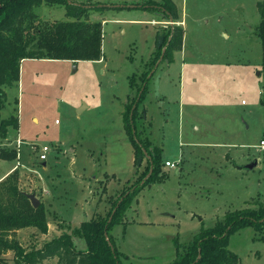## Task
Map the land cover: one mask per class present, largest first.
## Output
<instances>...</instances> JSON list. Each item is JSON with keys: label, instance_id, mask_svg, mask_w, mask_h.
<instances>
[{"label": "rangeland", "instance_id": "374dc122", "mask_svg": "<svg viewBox=\"0 0 264 264\" xmlns=\"http://www.w3.org/2000/svg\"><path fill=\"white\" fill-rule=\"evenodd\" d=\"M69 1L104 6L89 16L103 23V64L25 61L0 109L6 128L0 130V155L15 152L13 159L0 157V177L15 176L20 192L35 195L48 226L46 233L31 227L11 232L22 256L104 216L127 181H135L136 170H144L145 158L138 169L132 166L121 114L136 91L131 78L136 83L151 68L150 91L138 113L147 112L146 133L162 148V165L125 212V224L112 227L125 264H169L176 237L189 243L227 212L264 204V150L258 147L264 140V68L256 35L263 0H171L184 37L181 49L167 55L169 21L135 6L148 0ZM33 10L42 22L70 18L62 5L42 2ZM14 118L17 129L9 124ZM43 146L49 148L45 162L38 159ZM166 161L180 163L169 168ZM74 242L85 250L83 240ZM228 246L238 264H264V230L230 234ZM16 262L12 251L0 255V264ZM41 264H57V258Z\"/></svg>", "mask_w": 264, "mask_h": 264}, {"label": "trees", "instance_id": "16d2710c", "mask_svg": "<svg viewBox=\"0 0 264 264\" xmlns=\"http://www.w3.org/2000/svg\"><path fill=\"white\" fill-rule=\"evenodd\" d=\"M42 2L64 6L70 13L69 20L42 22L33 10ZM135 6L161 15L168 21L178 20L177 7L171 0H148ZM99 7L104 9V6ZM99 7L69 0H0V109L6 102L5 88L20 80V65L24 60L68 61L77 64L102 59L103 23L89 19L90 10ZM257 11L260 22L256 35L263 52L264 68V0L257 4ZM169 28L165 36L168 44L166 55L173 47L180 50L184 37L181 27L169 25ZM151 71L152 68L142 74L136 83L135 78H131L130 89L136 91L134 94L129 93L122 103L123 129L134 149L135 166L138 156L142 155L146 159L143 150L149 157L144 170L141 173L136 170L134 173L135 181H127L130 185L111 203L104 216L98 215L82 222L72 233H63L41 249L24 256L17 241L10 238L11 232L31 227L46 233V214L41 206L34 209L25 194L18 190L15 176L0 182V255L14 252L16 264H41L54 258H57V264H125L124 261H128L127 255L115 246L112 227L125 224V212L139 192L160 173L162 165L163 150L149 140L150 132L146 133V126L150 129L151 123H144L145 109L138 113L149 92L148 85L153 74L150 79L148 76ZM134 105L136 107L132 112ZM9 124L17 129L18 119L14 118ZM3 126L4 122L0 124V130L5 134L6 128ZM0 157L13 159L15 152L9 155L1 153ZM246 228L259 233L264 230V204L254 210L227 212L212 227L202 226L189 243L181 244L176 237L175 259L169 264H238L237 255L229 250L228 238L230 234ZM75 238L85 242V250L76 248Z\"/></svg>", "mask_w": 264, "mask_h": 264}, {"label": "water", "instance_id": "95a60500", "mask_svg": "<svg viewBox=\"0 0 264 264\" xmlns=\"http://www.w3.org/2000/svg\"><path fill=\"white\" fill-rule=\"evenodd\" d=\"M169 24L174 25L173 21H169ZM163 38H164L163 35H161L160 37H158V45H157V49H159V47H160V45H161V43H162ZM164 53H165V48H162V53H161V56H160V59H159V64H160V62H161L162 59H163ZM159 64H157V65H159ZM157 65H156V66H157ZM74 66L76 67V65H74ZM156 66H154L153 69H155ZM152 74H153V73H152ZM152 74H151V75H152ZM151 75L148 76V79H150ZM141 92H142V90H141ZM141 92H140V93H141ZM140 93H139V94H140ZM135 107H136V105L133 106L132 112H133V110L135 109ZM132 112H131V115H132ZM143 152H144V155H145L146 159H149V157L147 156V153H146L144 150H143ZM142 161H143V157H142V155L138 156V159H137V162H136V166H137V167H140V166L142 165ZM256 164H257V162L254 161L252 164L248 165L247 168L252 169V168H254V167L256 166ZM150 172H151V171H150ZM25 196L28 198V200L30 201V203H31V205H32V207H33L34 209L38 208L40 202L36 199V197H35L34 194H30V195L25 194ZM110 220H111V217L109 218V221H108V222H110ZM109 245H111V243H110Z\"/></svg>", "mask_w": 264, "mask_h": 264}, {"label": "crops", "instance_id": "0c3cea01", "mask_svg": "<svg viewBox=\"0 0 264 264\" xmlns=\"http://www.w3.org/2000/svg\"><path fill=\"white\" fill-rule=\"evenodd\" d=\"M145 21H140V23H144ZM150 22H152V21H150ZM154 22V21H153ZM145 23H147V22H145ZM156 37H157V34H156ZM25 61H28V60H24V61H22L21 62V64H23V63H25ZM66 62H68V61H66ZM103 57H102V59L100 60V61H97V62H94V63H98V64H103ZM70 64H72L73 66L74 65H78L80 62H78L77 64H73V63H71V62H69ZM171 63H168V61H166V63H165V66H166V68L168 67V65H170ZM160 65V64H159ZM159 65H158V67H159ZM20 69H21V65H20ZM103 73V72H102ZM150 91V90H149ZM149 93V92H148ZM157 98V100L158 101H162L161 99L162 98H164V97H156ZM146 99H147V97H146ZM149 102H152V101H150V99H148L147 100V102L145 103V108H146V110H147V105L149 104ZM160 107V106H159ZM85 109H87V106H84V108H83V111L85 110ZM145 114H147V112H145ZM121 119H122V117H121ZM35 121H36V119H34ZM123 122V121H122ZM18 127H19V122H18ZM71 152H73V149H71L70 150ZM132 154H131V163H132V166L134 167V168H136V166H135V154H134V149H133V147H132ZM103 174V173H102ZM106 175H108L109 176V178H111L112 180H114V181H116L117 180V178H116V175H113V174H108V173H105ZM112 175V176H111ZM7 175L5 174V175H3V176H1L0 177V181H2L3 179H5V177H6ZM114 177V178H113ZM119 184H120V181L118 182ZM108 184V183H107Z\"/></svg>", "mask_w": 264, "mask_h": 264}, {"label": "built area", "instance_id": "2783aa9c", "mask_svg": "<svg viewBox=\"0 0 264 264\" xmlns=\"http://www.w3.org/2000/svg\"><path fill=\"white\" fill-rule=\"evenodd\" d=\"M174 25H175V22H173ZM171 25V24H170ZM174 25H171V26H174ZM22 144V139L21 138H17L16 140V145L20 146ZM258 147L261 149V150H264V140H261L259 142V145ZM49 154V148L47 146H43L40 150V154L38 155V159L39 161L41 162H45L47 161V156ZM180 161H176L175 163H172V162H169V161H166L165 162V166L166 167H169V168H175L177 164H179Z\"/></svg>", "mask_w": 264, "mask_h": 264}]
</instances>
